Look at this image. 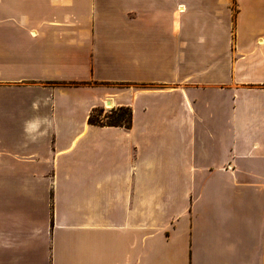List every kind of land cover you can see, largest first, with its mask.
Segmentation results:
<instances>
[{"label":"crops","instance_id":"crops-1","mask_svg":"<svg viewBox=\"0 0 264 264\" xmlns=\"http://www.w3.org/2000/svg\"><path fill=\"white\" fill-rule=\"evenodd\" d=\"M0 264H264V0H0Z\"/></svg>","mask_w":264,"mask_h":264},{"label":"trees","instance_id":"trees-1","mask_svg":"<svg viewBox=\"0 0 264 264\" xmlns=\"http://www.w3.org/2000/svg\"><path fill=\"white\" fill-rule=\"evenodd\" d=\"M88 123L101 127H123L130 129L133 123V111L130 106L113 107L110 110L97 107L91 111Z\"/></svg>","mask_w":264,"mask_h":264},{"label":"rangeland","instance_id":"rangeland-1","mask_svg":"<svg viewBox=\"0 0 264 264\" xmlns=\"http://www.w3.org/2000/svg\"><path fill=\"white\" fill-rule=\"evenodd\" d=\"M105 108H106V109H109V108H110V106H105Z\"/></svg>","mask_w":264,"mask_h":264}]
</instances>
